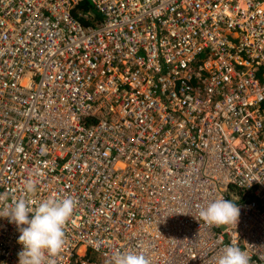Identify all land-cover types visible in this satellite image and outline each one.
I'll return each mask as SVG.
<instances>
[{
	"label": "built area",
	"instance_id": "2783aa9c",
	"mask_svg": "<svg viewBox=\"0 0 264 264\" xmlns=\"http://www.w3.org/2000/svg\"><path fill=\"white\" fill-rule=\"evenodd\" d=\"M29 179L76 204L56 264H264V0H0L7 204ZM221 196L237 226L200 219ZM19 235L0 217V264Z\"/></svg>",
	"mask_w": 264,
	"mask_h": 264
},
{
	"label": "clouds",
	"instance_id": "9594fccd",
	"mask_svg": "<svg viewBox=\"0 0 264 264\" xmlns=\"http://www.w3.org/2000/svg\"><path fill=\"white\" fill-rule=\"evenodd\" d=\"M37 182L25 181L23 195L6 203L0 194V217L7 218L20 232L18 243L23 250L18 253L19 264H56V258L64 250L65 228L72 219L76 207L73 198L49 197L43 201L34 199ZM201 220L209 227L237 226L240 217L238 203L223 196L217 197L198 210ZM250 257L240 247L230 244L222 249L216 264H249ZM110 264H151L144 252L117 251Z\"/></svg>",
	"mask_w": 264,
	"mask_h": 264
},
{
	"label": "trees",
	"instance_id": "16d2710c",
	"mask_svg": "<svg viewBox=\"0 0 264 264\" xmlns=\"http://www.w3.org/2000/svg\"><path fill=\"white\" fill-rule=\"evenodd\" d=\"M78 8H80L81 10L83 9V10H85V11H90V13L94 14V19H96V18L98 17V13H96V11H95L93 8H91V7L88 5V3H86V2L80 3V4L78 5ZM96 16H97V17H96ZM82 22H83V23H87V20H86V19H82Z\"/></svg>",
	"mask_w": 264,
	"mask_h": 264
},
{
	"label": "rangeland",
	"instance_id": "374dc122",
	"mask_svg": "<svg viewBox=\"0 0 264 264\" xmlns=\"http://www.w3.org/2000/svg\"><path fill=\"white\" fill-rule=\"evenodd\" d=\"M87 255H88L89 257H91L92 259H95V260H98V259H99L98 254L95 253V252H93V251H90V250L87 252Z\"/></svg>",
	"mask_w": 264,
	"mask_h": 264
}]
</instances>
